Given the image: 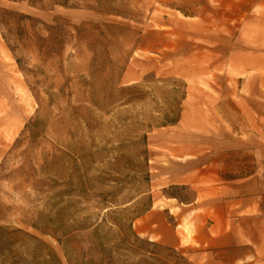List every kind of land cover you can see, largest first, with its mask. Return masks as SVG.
Returning <instances> with one entry per match:
<instances>
[{"label":"rangeland","instance_id":"374dc122","mask_svg":"<svg viewBox=\"0 0 264 264\" xmlns=\"http://www.w3.org/2000/svg\"><path fill=\"white\" fill-rule=\"evenodd\" d=\"M0 151V264H205L134 223L264 169V0H0Z\"/></svg>","mask_w":264,"mask_h":264},{"label":"crops","instance_id":"0c3cea01","mask_svg":"<svg viewBox=\"0 0 264 264\" xmlns=\"http://www.w3.org/2000/svg\"><path fill=\"white\" fill-rule=\"evenodd\" d=\"M225 166L200 158L179 172L157 168L162 188L186 186L194 197L170 195L176 203L165 205L153 197L134 223L137 234L169 249L194 248L205 264H264V169Z\"/></svg>","mask_w":264,"mask_h":264},{"label":"trees","instance_id":"16d2710c","mask_svg":"<svg viewBox=\"0 0 264 264\" xmlns=\"http://www.w3.org/2000/svg\"><path fill=\"white\" fill-rule=\"evenodd\" d=\"M178 121H179V119L172 120V121H169V122L172 123V124H176ZM171 188H172V187H171ZM152 204H153V198H151V204H150V207H149L147 210H149V209L151 208ZM147 210H146V211H147ZM146 211H145V212H146ZM145 212H143V213L139 214L138 216H136V220H137L140 216H142ZM136 220H135V221H136ZM134 232H135V231H134ZM135 234H136V232H135Z\"/></svg>","mask_w":264,"mask_h":264}]
</instances>
